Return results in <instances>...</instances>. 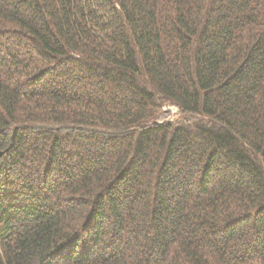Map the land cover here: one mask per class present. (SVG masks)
Instances as JSON below:
<instances>
[{"label": "trees", "instance_id": "16d2710c", "mask_svg": "<svg viewBox=\"0 0 264 264\" xmlns=\"http://www.w3.org/2000/svg\"><path fill=\"white\" fill-rule=\"evenodd\" d=\"M0 264H264V0H0Z\"/></svg>", "mask_w": 264, "mask_h": 264}, {"label": "rangeland", "instance_id": "374dc122", "mask_svg": "<svg viewBox=\"0 0 264 264\" xmlns=\"http://www.w3.org/2000/svg\"><path fill=\"white\" fill-rule=\"evenodd\" d=\"M180 116H181L180 110L177 107L167 105L163 108L162 113H161V117L159 120H160V122L175 121Z\"/></svg>", "mask_w": 264, "mask_h": 264}]
</instances>
